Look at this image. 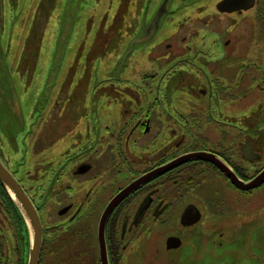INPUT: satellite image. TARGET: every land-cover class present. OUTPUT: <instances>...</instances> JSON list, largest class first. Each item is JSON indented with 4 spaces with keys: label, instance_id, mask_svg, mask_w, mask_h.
<instances>
[{
    "label": "flooded vegetation",
    "instance_id": "flooded-vegetation-1",
    "mask_svg": "<svg viewBox=\"0 0 264 264\" xmlns=\"http://www.w3.org/2000/svg\"><path fill=\"white\" fill-rule=\"evenodd\" d=\"M256 4L254 0L250 9L228 13L216 9L218 15L211 23L201 25L203 35L187 38L180 32L165 44L175 55V48L186 52L178 57V63L195 68L197 77L193 75L192 80L198 85L199 97H205L198 98L199 109L172 114L164 111V98H125L129 104L124 98H86L85 110L73 113L71 107L63 121L56 123L55 111L50 113L49 122L70 126L71 147L63 151L73 148L78 152L67 155L64 166L50 169L51 204L43 200V188L37 184L42 175L27 172L18 178L14 173L40 216L42 247L37 264H264L261 223L252 222L250 233L241 229L248 227V213L254 210L249 208V198L263 190L264 183L243 190L233 185L225 172L248 183L263 171L264 116L258 115L253 126L238 127L232 126L224 112L211 110L217 98H211V78L204 68L209 67L208 50L213 47L202 44L211 33L212 43L237 56V34L228 33V25L238 22L244 33L253 17H236L251 10L258 12L257 23L263 24L264 8ZM8 15V4L0 0L2 30ZM142 21L141 16L140 29ZM44 23L40 15L34 16L28 40L36 26L41 34ZM190 40H198L197 45L189 46ZM25 53L29 56L30 51H21L20 73L28 60ZM215 88L218 92L217 83ZM0 93L1 98H9L2 90ZM120 102L124 104L117 111L103 110ZM59 103L62 101L57 98L49 105ZM40 146L39 138L34 148ZM190 154L202 157L187 158L164 172L165 165ZM139 180L143 181L139 187L109 207L120 192ZM0 204L9 208L3 198ZM6 212L16 230L14 264H28L27 231L9 209ZM174 225L176 229L168 233V227ZM255 244L259 247L254 248ZM173 250L180 252L179 258L167 254Z\"/></svg>",
    "mask_w": 264,
    "mask_h": 264
},
{
    "label": "rangeland",
    "instance_id": "rangeland-1",
    "mask_svg": "<svg viewBox=\"0 0 264 264\" xmlns=\"http://www.w3.org/2000/svg\"><path fill=\"white\" fill-rule=\"evenodd\" d=\"M216 1L168 0V14L161 19L154 39L135 45L119 69L131 39L141 32V16L149 22L164 0H4L10 15L3 21V30L0 27V91L9 98H1L0 93V145L5 144L0 147L2 163L18 178L27 172L42 175L37 184L43 188V200L51 204L50 169L64 166L66 156L77 151H63L71 145L70 126L49 122L52 111L58 123L69 117L71 107L73 113L85 110L86 98H124V103L125 98H164V111L172 114L199 109L197 100L205 97H199L198 85L192 80L193 75L197 77L195 68L178 63V57L186 52L175 48V55L166 50L165 44L180 32L187 38L203 35L201 25H209L218 15ZM256 2L264 8V0ZM36 15L45 21L43 30L40 34L39 27H34L33 38L28 40ZM247 16L253 17L250 20L254 22L244 33L239 31L238 22L227 28L228 33L237 34V56L220 50L217 42L212 43L215 39L211 33L202 40L205 48L213 47L208 50L209 67L204 68L211 78V98H217V102L212 101L211 110L224 112L231 118L232 126L238 127L253 126L258 115L264 116V19L263 24L257 23L258 12L252 10L236 18ZM191 41L189 46L198 43ZM22 49L30 54L25 53L28 60L20 73ZM168 53L172 56L166 57ZM57 98L62 103L49 105ZM69 98L71 102L65 103ZM124 103L103 110L117 111ZM134 109L133 104L131 110ZM54 137L61 139L54 141ZM39 138L41 146L35 149ZM10 144L15 146L8 147ZM54 147L56 150H51ZM249 208L254 210L248 213V227L241 229L250 233L252 224L261 223L264 257V189L251 195ZM175 229L174 225L167 231ZM15 240L13 220L0 204V264L16 262ZM167 254L180 256L177 250Z\"/></svg>",
    "mask_w": 264,
    "mask_h": 264
},
{
    "label": "water",
    "instance_id": "water-1",
    "mask_svg": "<svg viewBox=\"0 0 264 264\" xmlns=\"http://www.w3.org/2000/svg\"><path fill=\"white\" fill-rule=\"evenodd\" d=\"M167 2L168 0H164L159 9L156 11L152 19L146 24L144 20L142 21V35H138L135 38L131 39L128 49L123 54L119 69L122 68L126 58L132 53L133 47L135 45H140L143 43L151 42L154 39L155 34L159 28L161 19L164 16V19L167 16ZM254 4V0H222L217 4V10L219 12H233L236 10H247L250 9ZM167 13V14H166ZM202 157L200 154H190L188 156H184L175 161L170 162L169 164L164 166V172L170 169L171 167L183 162L187 158L196 159L198 156ZM214 162V159H211ZM226 174L231 179L233 185L240 189H253L264 183V169L263 171L255 177L253 180L248 183H243L239 181L234 173L229 171H225ZM144 180V179H143ZM0 183L6 192L7 196L12 202V205L17 212V214L21 217L24 228L28 234L29 241V251H28V264H37L41 247H42V225L40 221V217L38 214V210L28 197L27 193L24 191L22 186L16 180L14 175L10 173V171L5 167V165L0 160ZM143 183L142 180L137 182H133L130 186L120 192L115 199L112 201L113 203L109 206L110 208L114 205H117L122 199L132 193L139 184Z\"/></svg>",
    "mask_w": 264,
    "mask_h": 264
},
{
    "label": "trees",
    "instance_id": "trees-1",
    "mask_svg": "<svg viewBox=\"0 0 264 264\" xmlns=\"http://www.w3.org/2000/svg\"><path fill=\"white\" fill-rule=\"evenodd\" d=\"M182 29H185L187 30V28H182ZM0 198H3L4 201L6 202V206L9 207V208H6V211L7 209H9V211L11 212L12 216L14 217V219L16 221H19L21 224H23V221L21 219V217L17 214V212L15 211L13 205H12V202L11 200L9 199V197L6 195V193L4 192L2 186L0 185Z\"/></svg>",
    "mask_w": 264,
    "mask_h": 264
},
{
    "label": "bare ground",
    "instance_id": "bare-ground-1",
    "mask_svg": "<svg viewBox=\"0 0 264 264\" xmlns=\"http://www.w3.org/2000/svg\"><path fill=\"white\" fill-rule=\"evenodd\" d=\"M7 95V94H6Z\"/></svg>",
    "mask_w": 264,
    "mask_h": 264
}]
</instances>
